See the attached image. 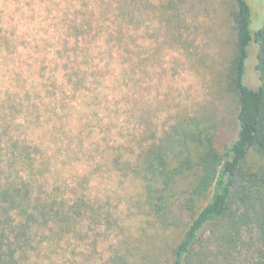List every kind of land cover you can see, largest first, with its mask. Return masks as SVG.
Segmentation results:
<instances>
[{
    "label": "rangeland",
    "instance_id": "374dc122",
    "mask_svg": "<svg viewBox=\"0 0 264 264\" xmlns=\"http://www.w3.org/2000/svg\"><path fill=\"white\" fill-rule=\"evenodd\" d=\"M116 2L0 0V124L10 115L21 139L43 140L48 155L55 153L53 173L68 188L87 175L84 189L96 211L55 237L42 264H170L179 231L148 214L140 180L105 165L104 153L119 149L129 159L143 137L190 119L214 134L219 149L236 136V101L220 80L233 51L234 1L143 0L130 65L106 51L96 33L110 23L105 7ZM246 2L252 33L264 29V0ZM90 21L92 31L85 29ZM255 63L252 45L244 77L252 89L260 85ZM8 135L0 132V181Z\"/></svg>",
    "mask_w": 264,
    "mask_h": 264
},
{
    "label": "trees",
    "instance_id": "16d2710c",
    "mask_svg": "<svg viewBox=\"0 0 264 264\" xmlns=\"http://www.w3.org/2000/svg\"><path fill=\"white\" fill-rule=\"evenodd\" d=\"M233 1V51L220 80L236 101L234 140L219 149L214 134L190 119L160 136L143 137L129 159L112 149L102 160L139 179L148 214L179 231L170 264H264V29L252 33V8L246 0ZM142 3L117 0L114 8L106 6L110 23L96 30L103 34L105 50L114 49L123 65L132 64L139 49L133 33ZM93 28L90 21L85 29ZM90 44L85 41V48ZM252 45L260 82L255 89L244 82ZM78 51L76 42L70 52ZM10 109L18 110V104ZM2 119L0 132L11 136L3 148L0 181V264H42L41 256L52 253L55 237L75 228L76 219L96 216L84 189L88 178L84 175L68 188L67 179L53 173L55 153L48 155L43 140L21 139L12 116Z\"/></svg>",
    "mask_w": 264,
    "mask_h": 264
}]
</instances>
